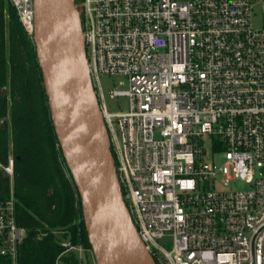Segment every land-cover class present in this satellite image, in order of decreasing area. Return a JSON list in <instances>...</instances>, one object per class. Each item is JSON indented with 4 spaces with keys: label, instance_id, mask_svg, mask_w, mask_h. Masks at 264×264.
Here are the masks:
<instances>
[{
    "label": "built area",
    "instance_id": "2783aa9c",
    "mask_svg": "<svg viewBox=\"0 0 264 264\" xmlns=\"http://www.w3.org/2000/svg\"><path fill=\"white\" fill-rule=\"evenodd\" d=\"M8 1L33 40L34 0ZM75 5L120 190L156 264H264V0ZM106 76L127 82L109 92L126 111L108 110ZM8 162L0 255L17 264L27 230ZM239 180L249 188H223Z\"/></svg>",
    "mask_w": 264,
    "mask_h": 264
},
{
    "label": "trees",
    "instance_id": "16d2710c",
    "mask_svg": "<svg viewBox=\"0 0 264 264\" xmlns=\"http://www.w3.org/2000/svg\"><path fill=\"white\" fill-rule=\"evenodd\" d=\"M3 88L7 95H1ZM11 155L17 223L27 230L17 264H56L66 249L63 240L91 249L82 199L58 143L35 45L11 3L0 0V162L7 165ZM10 186L11 178L0 171V201L9 197ZM61 258L64 264H81L73 252ZM0 264L12 261L0 255Z\"/></svg>",
    "mask_w": 264,
    "mask_h": 264
},
{
    "label": "water",
    "instance_id": "95a60500",
    "mask_svg": "<svg viewBox=\"0 0 264 264\" xmlns=\"http://www.w3.org/2000/svg\"><path fill=\"white\" fill-rule=\"evenodd\" d=\"M34 15L33 42L53 126L82 199L95 263L156 264L138 236L120 190L75 0H34ZM6 91L3 88L1 95ZM78 115L88 130L91 153L77 127Z\"/></svg>",
    "mask_w": 264,
    "mask_h": 264
},
{
    "label": "rangeland",
    "instance_id": "374dc122",
    "mask_svg": "<svg viewBox=\"0 0 264 264\" xmlns=\"http://www.w3.org/2000/svg\"><path fill=\"white\" fill-rule=\"evenodd\" d=\"M258 13V18L259 20H257L256 24L259 26L260 21H261V16H262V10L259 9L257 11ZM33 41V40H32ZM34 43V42H33ZM43 75V72H42ZM124 80V78H119V77H102L101 79V84L104 90V94L106 96V105L108 110H110L113 113H120L123 111H126L128 106H129V99L127 97H119V98H115L112 99L110 97V90L117 88L121 91H123L124 89H127L128 85L127 82H125L123 84V86H120L119 83ZM8 94V90L5 92L4 95ZM5 124V120L1 121V125L3 126ZM211 160V158H209ZM215 160L217 162H220L222 160L221 157H216ZM226 190H235V191H239V190H243V189H248L249 187L242 181H233L231 184H229L228 187H223ZM61 235H59L60 237ZM64 243H69L66 240L62 241V244L64 245ZM70 246V245H69ZM68 247H66L65 251L63 252V255H66L70 252H73L77 255V257L81 260V264H96L95 263V258L93 257V254L91 252V249L88 248H84L82 249V252H78V251H67ZM62 255V254H61Z\"/></svg>",
    "mask_w": 264,
    "mask_h": 264
},
{
    "label": "bare ground",
    "instance_id": "6f19581e",
    "mask_svg": "<svg viewBox=\"0 0 264 264\" xmlns=\"http://www.w3.org/2000/svg\"><path fill=\"white\" fill-rule=\"evenodd\" d=\"M79 79V78H78ZM80 81V79H79ZM77 127L79 128V132L81 134L83 142L86 144L88 151L91 153L93 149V145L91 143V139L89 137V133L87 128L84 126L81 116L77 117Z\"/></svg>",
    "mask_w": 264,
    "mask_h": 264
}]
</instances>
